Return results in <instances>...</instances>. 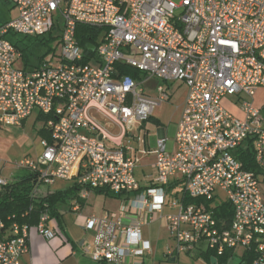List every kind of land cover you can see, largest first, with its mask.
Listing matches in <instances>:
<instances>
[{
  "label": "built area",
  "instance_id": "built-area-1",
  "mask_svg": "<svg viewBox=\"0 0 264 264\" xmlns=\"http://www.w3.org/2000/svg\"><path fill=\"white\" fill-rule=\"evenodd\" d=\"M14 1L17 15L0 27V129L20 124L33 110L47 116L50 138L41 139L37 158L14 163L35 174L33 195L41 185L70 180L78 188L73 211L93 189L121 199L118 214L85 219L90 259L140 264L150 244L142 238L141 222L126 223L123 214L163 215L168 208L163 219L172 251L221 256L231 250L221 263L230 264L240 250L237 264L244 252L252 253V264H264V117L253 102L264 88V0ZM83 25L100 30L87 48L76 36ZM53 30L60 51L31 65L5 38ZM118 64L139 76L122 74ZM174 81L186 86V97L173 146L168 151L166 137L156 139L154 174L142 185L131 143H144L141 127L169 100L166 84ZM229 96L236 97L238 115L222 104ZM99 117L112 122L117 134ZM249 144L260 175L237 158ZM11 181L0 173V192ZM177 184L182 190L170 200L169 188ZM184 195L200 201L185 205ZM223 202L231 207L228 221L214 215ZM31 228L45 239L55 238L58 229L47 212L33 226L0 219V264H21Z\"/></svg>",
  "mask_w": 264,
  "mask_h": 264
},
{
  "label": "rangeland",
  "instance_id": "rangeland-1",
  "mask_svg": "<svg viewBox=\"0 0 264 264\" xmlns=\"http://www.w3.org/2000/svg\"><path fill=\"white\" fill-rule=\"evenodd\" d=\"M10 8L8 5H5L2 1H0V23L9 17ZM57 31L53 30L50 33L46 32L44 36L26 37L24 35L15 34L12 35L8 33L5 35V38L16 42L20 49H23L24 55L29 62V65L34 64L38 57L43 54L46 56H52V54H57L60 50V46L58 45V37ZM23 63L18 62V66H22ZM29 67V66H26ZM168 85V93L170 98L161 106L157 107L154 110L153 117L150 118L146 122L147 129V141L151 148L154 147L155 139L157 137L158 130L163 128L165 130V134L167 137V150L171 151L173 138L176 130V123L178 119V115L180 112V104L183 102V99L186 96V87L183 83L178 81L169 82ZM236 100L235 96H229L222 100L223 106L232 112L233 114H239L237 110V105L233 103ZM254 105L261 109V115L264 117V88H260L256 91L253 97ZM234 104V105H233ZM100 120L103 127L108 130L111 134H117V127L110 121L105 120L103 117L98 118ZM44 128V121L39 118L38 110H33L32 113L27 116L22 122L18 125H3L0 129V162L3 165V176L11 177L18 176L24 173V169L18 168L14 165V163H18L20 160L25 157H29L31 159H36L38 154L41 151L40 141L43 138L40 130ZM149 167L143 169V167L138 166L135 169L136 176L140 179L142 176V170L147 172ZM72 185V181L70 180H55L52 185L46 186L41 185L38 190L40 194L42 192H55L62 191L67 189ZM260 189L262 193V197L264 200V180L260 179ZM182 190V184L172 185L169 188V199H174L173 194L177 191L180 192ZM219 195L223 198L224 194L221 191H218ZM87 204L84 206V213L91 212L95 210L96 212L102 210L103 201L105 197H109L108 195H104L101 193L88 194ZM116 203L117 199L109 198ZM71 199L67 198L66 203L61 208H68V203H70ZM169 210L166 209L165 212ZM65 211H62L64 213ZM65 214V213H64ZM63 222V219H62ZM173 241V242H172ZM170 243L174 244V240L170 239ZM237 250L236 254L232 257V262L230 264H237L239 261V252ZM190 256V255H189Z\"/></svg>",
  "mask_w": 264,
  "mask_h": 264
},
{
  "label": "crops",
  "instance_id": "crops-1",
  "mask_svg": "<svg viewBox=\"0 0 264 264\" xmlns=\"http://www.w3.org/2000/svg\"><path fill=\"white\" fill-rule=\"evenodd\" d=\"M0 1H2L5 5H8V7L10 8L9 17L0 23L1 27L17 15V9L15 7L14 0ZM149 93L152 95L154 94V91H150ZM184 101L185 98L180 104V112L178 115L177 123L181 116ZM153 114L154 111L150 118L153 117ZM146 122L141 127V129L145 131V133L142 134L144 137V143H139L136 139H134L131 143L133 147L132 155L138 159L136 167L141 166L143 167V169L149 167V170L147 169V172L142 170V176L140 177V179L135 174L136 178L142 183V185H144L146 177L154 174L153 150L155 148V143L153 148H151L148 144L146 133L147 129H145L147 125ZM158 137H166L165 130L163 128L158 130L156 139ZM3 171L4 169L1 170V175H3ZM6 178L14 180L18 177L11 176ZM91 192L93 191H89L88 194H91ZM88 194L85 199H81L82 202L80 201V209L78 211H73L70 207V209L65 210V214L62 213V229H59L57 227L58 229L55 238L45 239L41 235H39L35 231V229H30L28 239V252L21 257V264H102L93 262L90 259L89 252L92 250V236L90 232L85 231L83 227L84 221L87 217H101L107 212L118 214L121 209V199L119 197L112 196L105 197L102 210L96 212L92 209L91 212L84 213L83 210L85 208L84 206L87 204V198L89 196ZM76 196L77 193L75 197ZM109 198L117 199L116 203H114V201ZM166 209L163 211V215L167 213L165 212ZM163 215L157 213L148 214L145 211H139L135 214H123L122 218L126 223L137 221L141 222L140 230L142 238L148 241L150 244V252L143 257L142 261H140V264H208L202 256L204 250H194L189 253H176L175 251L171 250L174 244L170 243L171 238L168 235ZM168 248L171 250V253H167ZM84 249L87 250L85 251Z\"/></svg>",
  "mask_w": 264,
  "mask_h": 264
},
{
  "label": "trees",
  "instance_id": "trees-1",
  "mask_svg": "<svg viewBox=\"0 0 264 264\" xmlns=\"http://www.w3.org/2000/svg\"><path fill=\"white\" fill-rule=\"evenodd\" d=\"M99 34L100 30L96 28H91L84 25L77 27L76 36L79 40L80 45L84 48H87L92 44L94 45ZM13 43L18 47L16 42ZM93 50L94 49L89 47V51L91 54L93 53ZM24 61L27 65L28 60L26 59L25 55ZM117 67L122 74H126L132 77L139 76V71L132 67L126 66L124 64H118ZM39 118L45 120L47 116L39 114ZM40 132L43 135V138L49 140L50 136L47 130L42 128ZM237 158L239 159L242 168L253 172L256 175L261 174V171L255 164L253 150L250 144L246 148H241L237 151ZM16 177L18 178L12 180L0 192V219H2L7 225L11 224L12 222H17L19 224H27L29 226H33L37 224L41 213L47 212L50 216V219H52L56 223L57 227L59 229H62V211L70 209V206L68 203V208L64 207L62 209L61 207L65 205L67 198H70L72 200L73 197H75L78 191L77 186L72 184L70 187L62 191H48L45 193H38L36 195H33V190L35 187V174L28 169H24V173ZM92 191L112 197H118L102 189H93ZM199 201L200 200H193L186 195L183 196V203L185 205ZM214 215L218 218L222 217L226 221L230 220L232 211L228 202H223L220 205H217L214 209ZM231 254V250H226L221 256H218L214 252L204 251L202 253V256L208 264L211 263V257H216L217 263L213 264H221L225 262L231 256ZM252 260V253L244 252L239 264H252Z\"/></svg>",
  "mask_w": 264,
  "mask_h": 264
},
{
  "label": "water",
  "instance_id": "water-1",
  "mask_svg": "<svg viewBox=\"0 0 264 264\" xmlns=\"http://www.w3.org/2000/svg\"><path fill=\"white\" fill-rule=\"evenodd\" d=\"M216 259L214 257H211V263H215Z\"/></svg>",
  "mask_w": 264,
  "mask_h": 264
}]
</instances>
